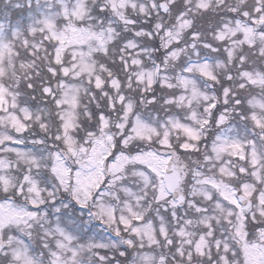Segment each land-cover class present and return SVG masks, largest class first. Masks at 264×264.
<instances>
[{
    "label": "snow or ice",
    "instance_id": "obj_1",
    "mask_svg": "<svg viewBox=\"0 0 264 264\" xmlns=\"http://www.w3.org/2000/svg\"><path fill=\"white\" fill-rule=\"evenodd\" d=\"M0 264H264V0H0Z\"/></svg>",
    "mask_w": 264,
    "mask_h": 264
}]
</instances>
